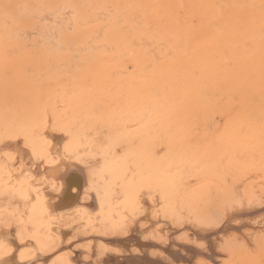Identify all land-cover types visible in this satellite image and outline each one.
<instances>
[{"label":"bare ground","instance_id":"1","mask_svg":"<svg viewBox=\"0 0 264 264\" xmlns=\"http://www.w3.org/2000/svg\"><path fill=\"white\" fill-rule=\"evenodd\" d=\"M24 7L21 9L23 14L28 10ZM87 7L86 18H82L68 2L48 9L37 7L30 11L34 21L30 22L32 26L24 30L17 23L18 17L0 9V40L13 36L28 38L40 57L49 54L50 43L60 50L66 48L59 38L60 26L72 29L76 24L85 25L80 36L82 43L70 50L86 53L83 58L87 60L93 58L96 61L97 57L101 66L99 85L103 88L96 95L100 102L82 105L69 97L76 87L69 86L67 79L60 80L58 82L62 83L52 87L44 97L43 103H46L42 104L44 109L38 118L5 121L0 117V190L15 193L8 198L0 196V221H13L11 229L0 224V245H4L0 247V264H168L165 262L166 258L170 262L168 257L188 259L214 255L217 246L213 235L248 225L230 222L234 218L251 216L264 206L262 150L254 148L247 153L251 154L248 159H244L246 154L241 148L236 150L241 151L237 160L228 154L232 150L223 143L239 135L245 125H242L243 120L239 125L231 124L230 132L225 131L229 139L221 129H217L220 133L217 131V135H212L211 147L215 150L212 149V156H206L211 159L206 170H201L206 163L204 159L196 161L195 156H183L182 153L191 152L188 146H195V143L190 141L174 147L175 142L162 136L157 107L145 99L147 95L141 88L140 91L135 88L137 78H133L136 69L142 67V71L145 66L173 54V45H169L164 35L150 36L142 32L140 39L138 31L133 29L142 23L141 13L135 9L134 23L129 29L137 31L139 40L128 39L140 46L136 54L132 52L133 56H129L131 59L136 57L134 62L130 59L125 63L123 60L133 47L127 49V44L105 38L109 27L115 24L111 19L112 11L95 7L90 2ZM36 78L38 80L39 75ZM171 81H163L156 98L168 99ZM205 114L204 119L208 116ZM243 128L246 130V125ZM59 129L72 132L77 143L82 145L74 152L85 160L91 159L89 154H98L101 147L112 144L119 145L112 152L124 159L112 160L110 156L109 169L93 176L86 165L73 158H64L62 146L68 137ZM42 136L51 141L48 152L58 163L37 160L32 157L31 148L24 147L25 137L39 145ZM6 153H11L12 157ZM125 165L135 173L127 177L129 183L132 186L150 185L151 195L157 200L153 205L146 199L149 193L145 191L140 199L144 205L142 214L136 210L134 215L132 203H124L125 189L120 185L124 183ZM200 176L206 177L208 184L213 186L197 187L195 183L199 182L195 179ZM106 183L116 185L112 189L116 195L108 197L101 209V201L92 188L95 186L103 191ZM37 188L46 212L39 205L35 213L31 210L30 205L37 203V193L30 189ZM25 195L30 199H23ZM161 201L164 208L160 207ZM26 210L23 225H18L12 214ZM156 210H159L158 216L153 215ZM124 224H127V234L122 231ZM33 234L39 237L45 250L41 251L40 245L30 239ZM6 249L11 251L6 254Z\"/></svg>","mask_w":264,"mask_h":264},{"label":"rangeland","instance_id":"2","mask_svg":"<svg viewBox=\"0 0 264 264\" xmlns=\"http://www.w3.org/2000/svg\"><path fill=\"white\" fill-rule=\"evenodd\" d=\"M64 2L75 7L82 18L89 14L88 2L95 7L110 9L115 24L109 27L105 38L116 43L121 41L127 44V49L133 47L124 58L125 63L130 62L132 52L134 55L138 51L140 43L130 41L136 36L140 35V39L143 33L166 36L169 45L175 49L173 54L149 67L144 65L142 71V67L136 69L133 73V78H137L135 88L138 91L141 88V92L147 95L145 99L157 107L162 122L160 132L165 139L175 142L174 147L190 141L195 143V146H188L190 153L182 154L189 158L195 156L196 161L204 159L206 163L201 170H206L211 162L206 156H212L210 153L215 150L211 143L214 141L212 137L220 133L217 129L229 139L225 131L230 132L231 124L239 125L243 120L247 121L242 124L246 125V130L244 125L239 135L223 143L235 151L228 154L237 160L241 151L236 150L241 148L246 154L244 159H248L251 154L247 153L258 148L264 156V0H0V9L18 17L17 23L24 30L34 22L30 11L37 7H58ZM23 5L28 9L24 14L21 12ZM135 9L141 13V25L133 27L138 32L129 29L134 23ZM84 28L85 25L79 24L72 29L60 26L59 38L66 48L60 50L50 43L49 54L43 57L34 52L35 47L29 44L28 38L13 36L0 40L1 118L5 121L38 118L44 109L42 104L46 103H43L44 97L52 87L66 79L69 86L76 87L69 95L72 100L88 106L100 102L96 98L103 89L99 85V60L97 57L96 61L84 59L86 53L70 50L82 43L83 37L80 36ZM135 59L132 57L131 63ZM165 79L172 80L168 89L170 98L162 101L155 96H159V87ZM60 80L62 82H58ZM144 86H147L146 90ZM205 113L206 118L209 117L207 120L204 119ZM242 136L245 139H241ZM236 140L239 143H235ZM195 180L199 182L195 183L197 187L213 186L208 184L206 177ZM243 222L248 225L213 235L217 246L214 255L188 259L168 257L171 263L167 258L165 262L264 264V206L253 215L234 218L230 223L240 225Z\"/></svg>","mask_w":264,"mask_h":264},{"label":"snow or ice","instance_id":"3","mask_svg":"<svg viewBox=\"0 0 264 264\" xmlns=\"http://www.w3.org/2000/svg\"><path fill=\"white\" fill-rule=\"evenodd\" d=\"M53 130H57L55 128H53ZM61 131H64L65 136L68 137V139L66 140V142L63 144V152L65 153V159L67 158H73L76 162L80 163V164H84L87 167H89V169L91 170V173L93 176H95L98 173H104L105 171H107L110 167V159L109 157L111 156L112 160H122L124 159L123 156L120 155H116L112 152L113 148H117L119 147V145L116 144H112V145H108L107 147H101L100 151L98 154H89L91 156L90 160H85L78 152H74L75 148L81 147L82 145H79L77 143V141L75 140V138L73 137V134L70 130L67 129H59ZM51 146V141L47 139V137L42 136L40 137V144L37 145L35 140L29 141L28 137L24 138V147L31 148V155L32 157H35L37 160H41V161H47L48 163H58L59 161L54 159L50 153L48 152L49 147ZM6 155H8L10 158L12 157L11 153H6ZM129 175H135L134 172H130L129 168L127 165L124 166L123 169V178H124V183L123 185H120L122 187H124L125 192H124V203H132L133 209H134V215H135V211L139 210L141 211V214L143 213V209H144V205L140 202L141 199V195L147 191L149 193V195L146 197V199L148 201H150L153 205H155L157 203L156 198L151 195L152 192V188L150 185H144L141 184L139 186H132L127 177ZM29 179H34L33 177H28ZM113 187H116V185H112V186H108L106 183V186L103 188V191L98 188L93 186L92 190L96 192V196L97 199H99L101 201L100 203V207L101 209L104 208V201L110 197V196H115L116 193L115 191H113ZM31 191H35L37 193V196L35 197V200L37 201V203L35 204H31V210L33 213H35L37 206H41L42 210L46 212V208H43V204L40 200V189H30ZM15 193L13 192H9L6 190H0V196L8 198V197H12L14 196ZM87 198V197H86ZM23 199L25 200H29L30 197H28L27 195L23 196ZM160 207L164 208L165 205L163 204V202H160ZM79 211V209L77 210ZM27 214V210L25 211V213H15L12 214L16 217V222L18 223V225H23L24 223V215ZM99 214V213H98ZM154 216H158L159 215V210L154 211L153 213ZM0 224H2L4 227H7L9 229H11L13 227V221L12 220H4V221H0ZM122 227V231L124 232V234H127V224H124L121 226ZM21 238V243L24 242V236L21 234L20 235ZM30 239H33L36 241L37 244L40 245V250L43 251L45 250L43 243L40 241L39 237L36 234H33L30 236ZM145 239H147V237H145ZM69 244L72 243L71 240L68 241ZM0 247H4V245H0ZM200 247H203V245H200ZM11 249H6V254L7 252H10ZM21 259H23L24 257V253L21 252ZM53 264H56V262H53ZM201 264H203V262H201Z\"/></svg>","mask_w":264,"mask_h":264}]
</instances>
